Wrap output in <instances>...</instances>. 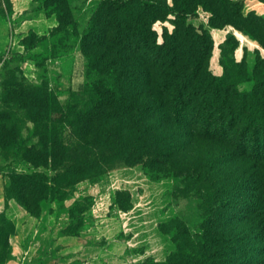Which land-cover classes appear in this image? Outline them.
I'll return each mask as SVG.
<instances>
[{"label": "trees", "instance_id": "1", "mask_svg": "<svg viewBox=\"0 0 264 264\" xmlns=\"http://www.w3.org/2000/svg\"><path fill=\"white\" fill-rule=\"evenodd\" d=\"M198 5L209 11L208 25H230L264 49V18L253 11L244 14L241 0H171L170 4L101 0L79 38L90 82L79 91L81 104L65 111L47 84L29 82L19 65L28 58L38 68L40 64L26 54L48 38L50 55H59L53 51L52 38L60 32L69 34L68 27L74 26L67 0H44L57 25L49 37L34 32L24 36V52L11 55L14 67H5L0 76V149L19 146L15 111L9 110L15 108L33 123L37 138L25 150L24 159L36 167H47L50 160L62 180H49L40 172L7 176L0 171L10 178L9 183L5 179L8 198L10 188L18 203L36 217L42 201L60 205L66 185L91 178L117 162L139 164L147 173L182 178L183 187L197 193L199 200L196 230L176 218L167 222L170 230L158 225L173 250L162 261L147 259L139 264H264V58L255 49L250 66L245 59L235 61L230 56L232 67H226L220 59L222 74L213 75L208 69L209 32L186 22ZM169 15L172 28L162 26L158 42L152 26ZM236 45L234 38L231 52ZM1 60L8 62L0 55ZM248 80L252 83L245 89ZM57 119L69 128V136L61 133ZM192 142L222 146L228 157L246 159L254 169L252 173L242 169L234 178L211 176L210 163L186 156ZM86 209L78 214L65 211L72 222L69 233H77L82 221L72 229L73 220L82 219ZM0 215L3 264L11 256L8 237L14 224Z\"/></svg>", "mask_w": 264, "mask_h": 264}, {"label": "crops", "instance_id": "2", "mask_svg": "<svg viewBox=\"0 0 264 264\" xmlns=\"http://www.w3.org/2000/svg\"><path fill=\"white\" fill-rule=\"evenodd\" d=\"M242 11H253L264 18V0H241ZM11 15L0 21V55L22 54L21 39L29 32L46 35L57 25L53 15L36 9L33 0H11ZM223 28H210L212 49L209 58L217 62L218 45L222 42L215 34ZM231 34L237 41L231 56L235 61L245 59L248 66L253 61V51L258 44L235 30ZM223 38V36H222ZM28 79L36 77L37 68L31 59L19 62ZM133 168L108 171L104 182L81 180L76 186L83 194L90 191L91 205L82 213V223L77 233L71 234V217L61 212L52 224L27 215L6 196L5 179L0 174V213L14 222V231L8 237L11 260L6 264H40L52 257L54 250L66 251L67 264H139L150 259L162 261L173 249L168 235L158 228L166 212L163 192L168 188L163 180L149 184L145 177H134ZM119 177L114 179V176ZM133 177V178H132ZM135 182L130 204L121 208L110 196L121 184ZM145 182V183H144ZM124 186V188H130Z\"/></svg>", "mask_w": 264, "mask_h": 264}, {"label": "rangeland", "instance_id": "3", "mask_svg": "<svg viewBox=\"0 0 264 264\" xmlns=\"http://www.w3.org/2000/svg\"><path fill=\"white\" fill-rule=\"evenodd\" d=\"M33 1L34 7H39L45 13L55 17V14L51 12L52 8H44V0ZM100 1L101 0H67L74 20V26L70 25L68 27L69 34L60 32L52 38L51 41L54 43L53 51L55 50L56 53H59V55H50L51 47L49 38L36 43L37 45L28 49L26 54L27 56L34 57L35 61L40 64L38 68L36 67V77L28 79L29 82L37 85L40 83L47 84L48 89L56 95L59 103L65 111H68L70 106L75 103L81 104V95H79V91L84 89L86 83L90 82V78L87 77L86 72L87 58L80 49L79 38L87 29L93 12ZM166 1L169 4L171 3V0ZM11 11V0H0V21H7L11 15ZM242 12L245 14L248 11L244 10ZM209 16V11L201 5H198L195 11L187 16L186 22L196 27L202 26L209 32L210 28H214L207 23ZM169 19H172L171 15H169L163 22L156 21L152 26L157 33L158 42L161 40V27L165 26L168 30L172 28V24ZM73 27H75L74 34L72 32ZM222 28L223 30L218 32L219 34H215V38L219 37L222 39V42L218 45L220 49L217 50L218 60L216 62L214 58H208V69L215 76H220L222 74V67L219 62L220 59L226 67H232L230 56L231 46L234 43V36L231 32L236 29L230 25H225ZM50 32L51 29L49 30V33L46 34L47 37H49ZM258 53L261 58H264V49L259 45ZM3 59L8 62L4 64L1 60L0 76L5 73V67H14L15 64L13 61L14 57L11 55H5ZM251 83V80L245 81L243 83V87L245 89H249ZM9 110L10 112L15 111L13 114L15 119H13V121H15L16 129L19 130V134L17 133L18 137H16V142L19 146L11 145L3 151L0 149V171L7 176H13L14 173L30 175L35 172H40L47 175L49 180L53 177L62 180V177L59 178V175H56L57 173H55V171L51 168L50 160H48L47 167L43 165L36 167L30 161L24 159L25 150L31 148V145L37 142V138L33 135V123L29 120L26 114L16 111L15 108ZM58 125L61 133L65 135V137L70 135L69 128L62 120H59ZM20 149H23L24 152L19 151ZM185 153L189 159L196 157L207 164L210 163L212 165L210 175L217 178H220L222 174L230 175L231 178H234L240 173V171H242V169L248 170V173H252L251 169H254V167L249 168L250 165L253 166V163L246 159L238 160L237 158L233 159L232 157H228L227 154L222 152V146L220 148L217 144L210 147L202 142H198L197 144L192 142L186 148ZM254 166L257 167L260 166V164H255ZM117 168H133L135 172L134 177H145V182H148L149 184L163 180L162 184L166 185L168 188L163 192L166 212L164 213L162 221L158 222V225L162 230L167 231L172 228V225H168L167 223L172 218H176V220L184 223L191 231L196 230V223L198 222L197 204L199 202L196 197L197 193L191 189L183 187V179L180 177L166 175L161 176L152 172L147 173L146 170L148 169L141 167L139 164L126 166L123 162H117L110 168H103L99 173L97 172L94 174L93 177L86 179L98 181L102 180V182H104L106 180V173ZM134 172H132V174ZM217 174L221 175L218 176ZM117 177L119 176L115 175L114 179ZM4 179L7 180V183L10 182L9 177H5ZM76 184L66 185V188L61 190L62 194L60 197L63 198V201L60 205H58L56 201H42L40 212L36 218L52 224L61 211L65 212L70 210L72 213L78 214L82 209L88 208L92 202L90 191H86L81 194L80 189L77 188ZM128 185L132 186H129L130 188H124V186L126 187ZM134 186L135 182L130 184L127 182L122 183L121 188L114 189L112 193L113 195L110 196L111 201L121 208H126L130 204L131 193L135 190ZM9 189L7 193L10 196V199H12L14 203L21 208V211L26 212L27 215H31L18 203ZM7 217L12 221L9 216ZM81 221H83V219H79L78 217L75 218V220H73L72 229H77L78 227L76 223ZM12 223L14 224L13 221ZM2 239H4V237L0 239L1 251L4 249V240ZM10 260L11 256L5 259L3 264L8 263ZM66 262V251L58 252L54 250L52 257L40 264H67Z\"/></svg>", "mask_w": 264, "mask_h": 264}]
</instances>
